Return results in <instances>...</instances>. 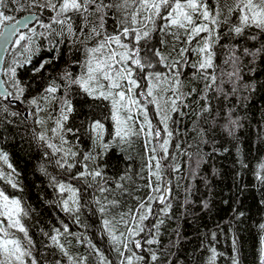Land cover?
<instances>
[{
  "label": "snow or ice",
  "instance_id": "obj_1",
  "mask_svg": "<svg viewBox=\"0 0 264 264\" xmlns=\"http://www.w3.org/2000/svg\"><path fill=\"white\" fill-rule=\"evenodd\" d=\"M20 11H27L28 15L16 20L10 14ZM44 13H47L46 19L42 18ZM35 25L43 31H38ZM157 32L171 37L170 51L165 50L168 42L164 39L153 43ZM234 36L254 43L244 47L239 42L221 43L222 37ZM0 41L18 47L21 57L6 70L0 69L10 77L13 89H0V98L8 101L0 105V113L20 116L19 111H9V105L15 107L14 101L33 106L30 115L37 117L34 123L42 130L32 128V139L38 147L44 148L43 156L48 164L60 170L57 176L43 165L40 168L59 194L49 203L72 215L77 224L80 223L77 214L84 206L97 205L104 217L103 229L110 237L111 250L119 257L118 264H176L178 258H173L174 249L180 233L171 234L165 244L162 232L172 209L168 199L172 192L168 186L171 181L162 184V172L165 166L177 173L181 169L179 162L165 164L169 159L175 161V156L169 154V144L175 134L169 128V121L175 123L171 113L185 115L181 109L189 108L186 101L192 98L199 105L195 113L197 120L204 125L197 129L198 134L207 137L216 128H222L232 136L242 126L234 108L228 105L239 90L245 64L264 60V0H0ZM45 45L56 54L36 62L32 68L35 79L22 80L18 67L23 69L33 64V57ZM217 46L225 52L220 64L216 63ZM61 49L69 56L79 53L81 58L66 63L55 76L50 71L44 72L47 66L59 61L63 54ZM173 54L176 58H172ZM191 54L197 56L195 62L189 61ZM187 64L194 69L193 79L202 82L201 88L193 86L184 91L181 67ZM159 65H163L164 71H155ZM73 67L79 71L73 72ZM46 78L47 83H44ZM36 83L41 84L40 90L29 96ZM73 93L91 98L93 104L108 102V115L104 119L113 122L108 132L109 142L104 139L105 124L93 115L82 122L93 147L86 151L75 150L83 141L81 127L68 126L70 116L76 112ZM148 104L155 105L162 128L153 125L148 118ZM40 112L47 113V118H40ZM49 122L53 126L49 127ZM13 123L0 116V124L5 127ZM70 134L75 143L68 140ZM141 136L145 155L136 177L144 181L143 185L135 183L130 170L118 177L106 176L103 164L97 161H103L113 146H130L133 137ZM161 139L162 143L153 146V141ZM202 143L209 141L205 138ZM175 147L188 157V176L197 180L202 160L199 145L196 152L181 148L180 143ZM0 162L10 169L8 172L0 170V180L22 191L17 179L19 173L3 150H0ZM259 167L257 179L264 183V163ZM141 187L144 195H134ZM90 190L99 195L93 194L91 200L82 204ZM186 194H191L190 188L186 189ZM124 197L131 198L135 204L119 213L118 219L116 216L107 218L109 210L118 207ZM154 202L164 207L156 211ZM184 203L191 206L195 201L186 196ZM201 206L208 208V202L201 201ZM29 215L30 209L21 198L10 196L0 187V264H89L91 255L97 258L95 264H116L91 240L87 241L89 254H72L67 246L72 241L67 237L80 244H84V239L71 232L63 221H60L61 227L43 233L59 254L49 252L43 258L38 250L34 254L37 246L24 222ZM117 224H123L124 230L118 232ZM211 239H216L214 232ZM232 243V264H240L237 240L233 238ZM207 250L210 251L207 264H216V248L211 246ZM260 264H264V238L261 239Z\"/></svg>",
  "mask_w": 264,
  "mask_h": 264
},
{
  "label": "trees",
  "instance_id": "obj_2",
  "mask_svg": "<svg viewBox=\"0 0 264 264\" xmlns=\"http://www.w3.org/2000/svg\"><path fill=\"white\" fill-rule=\"evenodd\" d=\"M26 13L28 12L20 11L10 14L16 19ZM37 14L39 13L37 12ZM46 17L47 13H44L42 18L46 19ZM232 22L234 23L235 20ZM35 27L38 31H43L39 29V25H35ZM159 39L168 42L165 50L170 51L171 37L164 36L159 32L154 33L153 43ZM236 42H239L241 47L250 46L254 43L238 36L228 39L222 37L221 39L222 44L231 45ZM216 52V63L220 64L225 52L219 46H217ZM19 53L20 49L13 45L7 50L3 70H6L15 60L21 59ZM61 53L63 54L60 55L59 61H55L53 66H47L44 72L50 71L55 76L64 68L66 63H70L72 59L81 58L79 53L69 56L65 49H61ZM55 54L50 52L45 45L33 57V64L26 65L23 69L18 67V76L22 80L35 79L32 68L36 66V62L42 58H50L51 55ZM172 58H176L175 54ZM188 59L190 62H195L197 56L191 54ZM72 71L78 72L79 69L73 67ZM155 71H164L163 65L157 66ZM44 72L40 75L43 76ZM181 72V79L185 85L184 91H188L193 86L198 89L202 87L201 81L193 79L194 69L190 64L182 65ZM2 74L4 83L8 81L5 83L6 87L9 91H13L10 77L5 74V71ZM242 77L243 79L239 82V90L231 98L228 105L234 108L235 116L240 118L242 125L232 136L227 135L222 128H216L207 137L198 134L197 129L204 127V125L202 121L197 120L195 113L199 110V105L194 103L192 98H188L186 101L190 107L181 109L186 113L185 115L171 113L175 123L169 121V128L175 134L169 144V154L170 157L175 156V161L169 159L165 164L179 162L181 169L177 173L165 166L162 172L161 183L165 184L171 181L168 186L172 189L168 197L172 209L170 217L165 220L162 232L165 244H167L171 234L177 231L180 233L179 243L174 249L173 258H178L176 264H207L210 255L207 248L211 246H214L218 253L216 264H232L233 238L237 240L240 264H260L261 239L264 238V228L261 227L264 225V183L257 179V173L260 172V164L264 163V60L256 59L251 64L246 63ZM44 83H47V78ZM40 87L41 84L36 83L28 95H36ZM166 95H170V93ZM71 98L76 107V112L70 116L68 126L81 127L80 135L83 141L75 150L86 151L93 147L82 127V122L93 115L105 124L104 139L109 142L111 137L108 132L112 130L113 122L110 119H104L108 115V102H96L99 104L96 106L91 98L75 93ZM144 103H147V100ZM2 104H8V101L0 98V105ZM14 105L15 107L9 105V111H19L20 116L10 117L6 113H0V116L14 122L6 127L0 124V150L8 154L9 162L19 173L17 179L20 188L23 190L13 189L4 180H0V187L4 188L10 196L21 198L24 205L30 209V215L24 218V222L37 246L33 250L34 254L37 250L42 254V258L49 252L59 254L58 250L52 246L50 239L43 233H51L52 228L61 227L60 221H63L68 224L71 232L84 239V244H80L72 237H67V240L72 241L70 245H67L72 254H89L91 250L87 241L91 240L104 251L109 259L118 264L119 257L111 250L110 237L103 229L102 220L104 217L99 213L97 205L93 203L84 206L81 212L77 214L80 217V223L77 224L72 215L60 211L49 203V201L56 200L59 194L51 186L49 177L45 176L40 168L43 165L47 167L49 173L57 176L60 175V170L48 164L43 156L44 148L38 147L37 142L32 139V128L37 131L42 130L34 123L37 117L30 115L33 106L22 104L19 101ZM147 106L148 118L153 125L162 128L163 125L158 124L160 117L157 115L155 105L148 104ZM38 116L46 119L47 113L40 112ZM51 126L53 125L49 122V127ZM67 138L71 143H75L71 134ZM205 138L209 141L208 144L202 143ZM159 143H162V139L153 141V146H158ZM176 143H180L181 148H185L189 152H196V146L199 145L202 160L197 180L193 181L188 176V157L180 154V150L175 147ZM190 144L193 145L192 148H188ZM213 149L216 151L213 152ZM144 155V138L142 136L133 137L130 146L122 145L120 148L113 146L104 155L103 161L98 160L97 162L103 164L104 172L108 177H118L130 170L135 183L142 186L144 181L136 177V173L143 166ZM0 170L10 171L7 165L2 162H0ZM143 175L146 178L147 171ZM189 188L191 194L187 195L186 189ZM93 194L99 195L94 190H90V194L84 197L82 204L86 200H91ZM134 195L143 196V188L141 187L139 192H134ZM186 196L188 200H194L195 203L191 206L186 205L184 203ZM201 201H207L208 208H203ZM134 204V200L124 197L118 207L109 210L107 218L111 219L116 216L118 219L119 213L126 212ZM162 207L164 205L157 202L153 203V208L156 211ZM241 213L243 215H240ZM116 228L118 232L123 231L124 225L117 224ZM213 232L216 234L215 240L211 239ZM173 239H175L174 236ZM96 260L95 255H91L89 264H95Z\"/></svg>",
  "mask_w": 264,
  "mask_h": 264
},
{
  "label": "water",
  "instance_id": "obj_3",
  "mask_svg": "<svg viewBox=\"0 0 264 264\" xmlns=\"http://www.w3.org/2000/svg\"><path fill=\"white\" fill-rule=\"evenodd\" d=\"M28 13L26 14H23L19 17L16 18V20H20L22 19L23 17L27 16ZM31 26V25H30ZM22 31H25L26 29H21ZM15 39V38H13ZM12 46L11 43L7 44V45H4L3 44V41H0V69H3V66H4V59H5V56L7 54V50ZM3 71H0V89H3V88H7L5 83H4V79H3V74H2ZM14 104H17L18 101H14L13 102Z\"/></svg>",
  "mask_w": 264,
  "mask_h": 264
},
{
  "label": "rangeland",
  "instance_id": "obj_4",
  "mask_svg": "<svg viewBox=\"0 0 264 264\" xmlns=\"http://www.w3.org/2000/svg\"><path fill=\"white\" fill-rule=\"evenodd\" d=\"M142 118V117H141ZM14 231V230H13Z\"/></svg>",
  "mask_w": 264,
  "mask_h": 264
}]
</instances>
